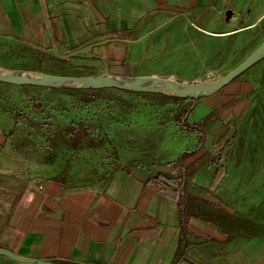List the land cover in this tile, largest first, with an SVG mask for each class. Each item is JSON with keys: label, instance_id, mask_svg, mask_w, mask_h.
I'll return each mask as SVG.
<instances>
[{"label": "crops", "instance_id": "1", "mask_svg": "<svg viewBox=\"0 0 264 264\" xmlns=\"http://www.w3.org/2000/svg\"><path fill=\"white\" fill-rule=\"evenodd\" d=\"M181 16L197 23L202 37L241 38L245 31H264V0H0V40L12 42L17 52L25 48L41 63L57 57L82 75L126 76L137 69L128 58L132 42L142 38V24ZM261 41H254L250 53ZM262 62L264 57L252 69ZM259 77L199 98L192 122L195 110L188 116L190 123L203 124L199 147L198 132L188 131L196 135L195 147L177 160L122 164L92 185L35 171L52 164L34 160L26 147L16 148L0 113V247L59 264H226L225 252H231L230 264L264 263V253L256 261L249 252L259 237L240 223L245 215L254 224V213L234 204L244 197L239 169L244 167L257 168L245 182L255 191L246 194L252 209L261 203L255 198L264 204V193L256 194L264 192V159L254 157L264 151L256 141L264 139ZM185 152L193 153L181 162ZM191 165L198 171L188 185L193 207L184 225L176 203L148 178H178L182 166ZM258 177L262 187L255 190L250 180ZM0 264L36 263L0 255Z\"/></svg>", "mask_w": 264, "mask_h": 264}, {"label": "rangeland", "instance_id": "2", "mask_svg": "<svg viewBox=\"0 0 264 264\" xmlns=\"http://www.w3.org/2000/svg\"><path fill=\"white\" fill-rule=\"evenodd\" d=\"M192 22L183 16L169 22H166L162 17L144 22L141 28L142 38L137 41L136 45H133L132 42L128 58L137 69H134L133 74L126 76L158 74L172 77L177 75L181 80L216 81L219 76L228 73L248 56L254 41H261L264 38V31L253 30L252 32L245 31L241 38L216 39L209 35L202 37L197 33L199 32L198 24L194 25ZM16 49L17 47H14L12 42L0 40V66L19 69L15 67L41 65L42 68H53L48 60L45 63H39L31 56L25 58L23 54L20 55L21 53ZM58 71L65 72V70ZM263 72L264 62L255 69L251 68L249 72L244 73L236 80L246 78L255 80L260 76L257 82L260 85L258 94L264 96ZM33 87L0 84V101L3 100L2 104H6L7 108H10L8 116L2 113L4 123L20 130L22 125L16 123L17 115H26L31 119H36L35 121L40 120L43 127L34 138L35 143L38 144L40 141L43 144L44 141L43 135L40 133L43 132L46 135L50 131L63 130L71 122L75 124L80 133L84 134L88 130L90 137L98 141L102 140L100 146L79 152H66L62 143L63 147L60 149L62 152L54 161V165L35 168V171L41 169L42 175L46 177L60 172L69 176L76 185L99 184L102 183L100 177H107L122 164L131 165L158 160L166 162L172 158L177 160L183 150H192L195 147V133L185 131L180 122H176L171 117L173 110L178 109L181 104L179 101L174 100L161 104L155 100L128 96L122 91H115L116 95H122L132 101L133 105L130 108H125L118 105L116 101L108 102L103 96H99L90 103H80L77 102V99L81 98L80 94L58 92L51 87H44V89ZM60 100L65 101L66 105L62 106ZM38 109L45 111L41 113ZM196 110L190 117L191 122L193 120L191 118L196 116ZM256 141H259V147L264 146V139ZM46 148L45 145L41 146V153L37 151V153L30 154L34 160L41 158L47 160ZM263 152L256 151L254 157L257 160L264 159ZM239 169H242L243 178L240 183L242 189L240 192L244 193V197L233 200L235 203L231 199L227 201L241 206L244 212L249 210V215L254 213V224L250 220L246 222L245 215H242L241 218L244 220L241 219L240 223L253 228L249 231L254 232L255 237H259L255 239L252 248H249V252L250 250L255 252L257 261V258L262 257L264 253V240L261 237L264 235V223L262 222L264 204H262L263 199L255 198V202L261 201V203L260 206H254L252 209L251 201L246 194L253 192L245 188L247 176L250 175L253 178L257 168ZM237 171L240 173V170H235L236 174H239ZM261 181V177L250 180L254 189L255 186L261 184ZM210 190L213 192L214 188L210 187ZM263 193L262 190H259L256 194L260 196ZM253 195H255V191ZM211 196L213 197V194ZM230 255L231 252L223 253L222 261L230 264L227 259L230 258ZM255 264L264 263L255 262Z\"/></svg>", "mask_w": 264, "mask_h": 264}, {"label": "trees", "instance_id": "3", "mask_svg": "<svg viewBox=\"0 0 264 264\" xmlns=\"http://www.w3.org/2000/svg\"><path fill=\"white\" fill-rule=\"evenodd\" d=\"M24 50V52H23ZM19 49L20 55L23 54L25 58L32 57L34 60L38 61L39 63L42 62V59L38 56H32L28 52H25L24 49ZM48 62L51 63L53 68L47 69L42 68L41 65L38 66H29V65H21L20 67H15L19 69H28V70H40L43 72L49 73H56V74H65V75H82L79 71L74 70L73 68L69 67L64 60H61L54 56L48 57ZM58 70H65V72H59ZM248 70L247 72H249ZM245 72V73H247ZM261 79L262 76H261ZM1 84V82H0ZM33 87V86H32ZM35 89H44V87H33ZM54 91L68 93V94H80L81 98L77 99V102L80 103H90L95 101L99 96H103V98L107 99L108 102L116 101L118 105L124 106L125 108H130L133 104L132 101L122 95H116L115 91H122L123 93L127 94L128 96L134 97H143L149 100H155L159 103H168L170 101H179L181 103L176 110H173L171 116L173 120L176 122H180V124L184 127L187 131H197L200 135L198 147L203 143L205 139V131L203 130L202 122L198 123H190L188 121V116L195 110L197 102L199 99L189 98V97H177L171 96L164 93H148V92H133V91H125V90H118V89H92V88H80V89H72V88H55L51 87ZM113 92V93H112ZM116 93V94H115ZM60 100V104L66 105V102ZM3 100L0 101V113L9 114V109L7 108L6 104L3 105ZM41 106V105H40ZM39 106V107H40ZM129 106V107H128ZM39 110V109H38ZM45 110H39V112L44 113ZM170 112V111H169ZM11 117V116H10ZM16 123H20L22 128L20 130H16L13 128L12 125L4 126L8 139L13 138L14 145L16 148L19 147H26L31 152L37 153L41 146H46L47 150L45 155L47 157V162L54 165V161L59 154L62 152V143L65 146L66 152H79L83 149L98 147L101 145L102 140H96L93 137H90L88 130L84 132V134L80 133L75 124L72 122L65 127L63 130H56L50 131L49 134H43L44 141L41 144V141L35 143L36 134H39L41 128L43 127V123L39 121H35L36 119H31L28 116H16ZM11 126V127H10ZM18 131V132H17ZM60 140H58V139ZM61 142V143H60ZM36 147V148H34ZM193 152H185L182 154L180 161L182 162L189 154ZM198 169L195 168L194 165L183 167L181 170V174L178 178L175 177H168L163 174H156L148 178V182L157 188L159 191L163 192L166 196H168L173 202L176 203L177 207L179 208L180 216L182 219V224H188L191 218V211H192V196L188 193V185L192 177L197 173ZM56 178H59L63 182H67L68 177L64 173H57L55 175ZM17 201V198H16Z\"/></svg>", "mask_w": 264, "mask_h": 264}, {"label": "water", "instance_id": "4", "mask_svg": "<svg viewBox=\"0 0 264 264\" xmlns=\"http://www.w3.org/2000/svg\"><path fill=\"white\" fill-rule=\"evenodd\" d=\"M232 11L227 12L230 18ZM264 57V39L239 64L223 76L205 84V81L181 80L174 76L167 77L158 74L139 76H125L111 73L98 75H65L37 70L6 68L14 73L0 72V82L18 86H37L55 88H92V89H118L133 92L164 93L177 97L199 99L210 96L224 89L245 72L250 70ZM2 67V66H1ZM5 68V67H3ZM111 76V77H110ZM0 255L10 256L16 260L36 264H59L55 261L40 260L18 255L8 248L0 247Z\"/></svg>", "mask_w": 264, "mask_h": 264}, {"label": "bare ground", "instance_id": "5", "mask_svg": "<svg viewBox=\"0 0 264 264\" xmlns=\"http://www.w3.org/2000/svg\"><path fill=\"white\" fill-rule=\"evenodd\" d=\"M0 72H4V73H14L15 71L13 70H5V69H0ZM111 77V76H110ZM214 82V81H212ZM212 82H208V81H205V84H211Z\"/></svg>", "mask_w": 264, "mask_h": 264}]
</instances>
